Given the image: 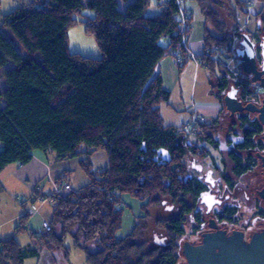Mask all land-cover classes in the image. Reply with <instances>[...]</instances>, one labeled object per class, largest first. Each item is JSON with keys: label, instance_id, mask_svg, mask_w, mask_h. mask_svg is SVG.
I'll list each match as a JSON object with an SVG mask.
<instances>
[{"label": "trees", "instance_id": "1", "mask_svg": "<svg viewBox=\"0 0 264 264\" xmlns=\"http://www.w3.org/2000/svg\"><path fill=\"white\" fill-rule=\"evenodd\" d=\"M185 1L20 0L19 7L3 17L0 69L8 62L11 68L2 71L6 88L0 90V172L12 164H28L38 151L54 154L59 162L78 159L89 182L43 198L54 204L49 232L27 229L25 214L15 232L29 233L37 248L14 238L0 240V264H23L38 257L40 248L56 262L69 264L67 238L84 253L85 264L177 263L173 250L144 253L138 240L146 228L147 207L157 204L155 195H197L199 186L188 177L183 160L193 147L184 140L192 133L210 144L206 133L216 121L197 120L193 130H186L184 125H164L159 113L160 104L169 105L159 62L170 57L180 69L192 59L181 44L184 39L187 45L191 31ZM190 1L198 8L204 30V46L195 59L219 95L228 82L215 55L218 50L232 52L235 30L227 32L218 11L226 10L236 24L238 15H248V5L241 0ZM120 2L125 3L123 9L118 8ZM151 2L157 10L147 15ZM84 11L93 15L85 17ZM180 11L187 18L183 31L177 19ZM258 14L264 18V7ZM76 24L93 37L98 59L70 53L68 30ZM174 53L180 56L178 63ZM241 121L249 126L242 130L237 148H252V132L256 135L263 128L257 119ZM100 149L106 152L107 167L94 172L87 158ZM238 165L236 175L244 171ZM64 177L56 183L67 185ZM126 209L135 211L132 226L119 238Z\"/></svg>", "mask_w": 264, "mask_h": 264}, {"label": "rangeland", "instance_id": "2", "mask_svg": "<svg viewBox=\"0 0 264 264\" xmlns=\"http://www.w3.org/2000/svg\"><path fill=\"white\" fill-rule=\"evenodd\" d=\"M242 1V0H241ZM253 6L251 8L248 6V14L247 16H244L242 14L237 16V19H235L236 24L232 23L233 21L229 18L228 13L226 10L218 11V15L220 16V20H223L226 27L227 32L230 30H235L233 34H235L237 31L240 32V29L248 28L249 30H252L254 27L253 25V19H259L261 18L258 16L257 13L259 10L263 11L264 2L260 0H253ZM250 2V3H252ZM246 3V2H245ZM249 1L247 2V4ZM20 0H0V27L3 21V17L7 15L9 12L13 11L15 8L19 7ZM125 6V3L120 2L118 5L119 9H123ZM184 8L187 9L191 15H192V23L196 21L202 20L201 16L198 13V9L196 5L191 2L190 0H186L184 4ZM261 8V9H260ZM157 8L153 5V2L149 5V7L146 9L147 15H153L154 12H156ZM259 11V12H260ZM83 15L85 17H91L93 14L90 11H84ZM258 22V20H256ZM260 21V19H259ZM0 30L6 34L5 28H0ZM234 39V38H233ZM160 44L164 45L165 41L161 40ZM187 46V45H186ZM68 49L70 53H77L84 57L89 58H95L98 59L100 57L99 50L96 46V43L93 39V37L88 36L84 32V27L82 24H76L73 27H71L68 30ZM232 52H225L222 53L220 50L216 51L215 58H218V60L221 62L220 69L225 72V75L227 77L228 87L233 85L234 81H237L241 74V70L239 69V65L237 62V57L234 54V47L233 44L231 45ZM193 56V55H192ZM38 59H40V56H37ZM195 58V56H194ZM11 68V63H6L1 69H0V90L3 91L6 88V84L4 81V78L2 76V71L5 69ZM214 81L212 80L213 84ZM240 84L237 81V85ZM166 87L171 89V94L169 96L168 103L170 106H167L165 103H162L159 105V111L160 116L162 119V122L164 125H173V126H180L184 125L186 127V124L189 122H193V119H196L193 115L196 111L203 115L207 120H210L211 118L209 116H206L202 112V105H200L204 101H212L213 100V93L217 92L216 89H211L212 86H210L209 83V75L208 72H206L201 67H195L194 63L192 61H189L184 69H182L181 77L179 79V83L176 84L175 87H172L171 84H169V81L166 83ZM228 89V88H227ZM227 91V90H226ZM225 93V92H224ZM224 93H220L219 96L223 97ZM219 115L216 118V121L213 125V128L210 129V132H207L206 134L209 135L212 139L218 140L219 143L215 142L219 147H221L225 152H227L236 142V138L229 134V138L231 140V145H229V141L226 143V147L224 145V138L226 135V132H237L240 134L244 128H247L249 125L247 123H243L241 120L244 119L243 117H246L245 119L248 121H251L253 119H257L255 115L253 114H242L243 117H240V115L230 118L227 117V111L225 110L223 104L220 107ZM204 121V119H203ZM197 122V120H196ZM194 126L196 123H192ZM191 128V127H190ZM193 130V126L191 128ZM182 141V140H180ZM186 143L192 144L193 146H205L207 150H209V154L211 156H214V160H216V163L219 164V156L221 157L222 154L214 151V148H212L206 141L203 139V137L194 136L191 133V137L189 139H185ZM229 145V146H227ZM1 147V145H0ZM41 153V152H40ZM43 154V153H42ZM162 157L166 158V154L164 152H161ZM46 158H49L50 160H46L51 164H54L53 162H59L54 154L47 153L44 154ZM202 156L197 154L196 156H193L190 154V152H186V155L184 157V164L186 166V170L188 173V176L197 177L198 174L193 165H199L201 167V173L210 170L211 164L207 157V154L205 153L203 157L204 160L201 159ZM223 157V156H222ZM47 162V164H49ZM50 164V165H51ZM59 166L64 168L66 171L64 173V180L66 181L67 185L70 186L71 190H77L81 187H84L88 181L89 178L86 176L85 172L80 168L79 166V160L78 159H67L64 161H60L58 163ZM87 165H89V168L94 172H100L103 169L107 167V158H106V152L105 150H98L90 154L87 158ZM19 166V165H18ZM10 168V167H9ZM9 169H6L4 171L3 175L8 171ZM261 168L259 164H256L253 171L248 175V189L256 187L259 188L261 185H263V178L260 174ZM257 173L260 177L258 179L257 176H252V174ZM44 175V174H43ZM252 176V177H251ZM5 177V176H4ZM49 177V176H48ZM47 178H40L37 181L30 183L28 186L22 188L23 190L19 191L18 193L14 194V198L16 201L23 202L24 208L27 209V207H30V199H31V192L34 189L35 186L40 189V192L42 193H49L51 190V183L49 179ZM258 180V182H257ZM29 183V182H28ZM58 185V184H57ZM8 188H12V184L9 183ZM250 190V189H249ZM7 191V190H6ZM6 193H1L0 195V221L3 219H8L10 216L14 213V208L11 207L10 202H4L6 198ZM55 194V193H53ZM3 197V199H2ZM157 204L150 205L147 207V211L145 212L146 218H145V224L146 228L142 234V237L138 240L139 243L143 244V252H148L149 250H152V243H151V236L153 232H159L161 230V219L164 218L166 215H168L159 205V201L163 199L162 196H157ZM6 203V204H5ZM14 206V205H13ZM16 206V205H15ZM47 204L40 208L33 207V210H35V214H38L40 217L39 219H36L37 215H34L33 217V227L38 226L41 222V218H45L48 221L50 220V214L47 211L48 210ZM45 212V213H44ZM133 213H135L134 210L132 212L128 209L124 211L123 215V221H122V228L118 232L117 236L119 238L124 237L131 229L132 226V220H133ZM39 221V222H36ZM27 226V224H26ZM11 235V225H5L0 229V237L1 239H7ZM29 233L22 232L18 237H15L17 241L20 243L26 242V244H21L23 246H30L33 248H37V243L33 241L32 239H29ZM65 246L68 248L69 254H68V260L69 264H85V255L82 251L74 249L72 246V241L70 238H67L65 241ZM23 264H60L59 262H56L54 260V257L52 254L44 249L39 250V256L36 258H27L24 260ZM177 264H184L183 259H179Z\"/></svg>", "mask_w": 264, "mask_h": 264}, {"label": "flooded vegetation", "instance_id": "3", "mask_svg": "<svg viewBox=\"0 0 264 264\" xmlns=\"http://www.w3.org/2000/svg\"><path fill=\"white\" fill-rule=\"evenodd\" d=\"M260 19V21H259ZM253 19V29L248 28L240 29V32L235 33L233 39L234 51L241 49L240 41L241 35L246 34L249 40L254 44L255 52V65L256 71L260 72L262 68V59L260 56V44L264 42V18ZM258 20V22L256 21ZM239 65V59L237 58ZM240 69V65H239ZM241 70V69H240ZM252 74H241L233 85L229 86L228 92L231 88L234 89V96L241 106L250 103L259 108L264 101V90L261 85V80L264 75H260L255 81H252ZM223 104V103H222ZM224 106V105H223ZM225 108V107H224ZM226 110V109H225ZM242 114H253L257 118L256 113L247 111L236 112L233 115L227 111L230 118L238 115L243 117ZM244 119L246 117H243ZM258 120V119H257ZM263 128V127H262ZM243 133L240 132H226L224 138V145L231 140L229 134L236 138L235 144L225 152L219 145L218 140L212 139L209 135V145L214 148L219 156V164L214 160V156L209 154V150L202 146H193L190 152L193 156L199 154L202 160L205 158L203 155L206 153L212 169L206 170L201 173L199 165H193L198 174L197 177L188 176L194 179L199 186V191L196 196L188 194L186 197L179 196L173 198L171 196H164L159 201L161 208L168 214L161 219V230L153 232L151 236V243L154 250H173L176 253V261L185 259L182 255V246L185 243L196 246L201 243L202 235L205 233L224 231L226 235L231 234L233 231L241 232L243 240L248 242L254 233H259L264 230V201L260 198L258 192L264 188L261 185L259 188L248 189V175L253 171L256 164L261 168V177L264 179V167L261 166L259 156H264V130L258 132L256 135L252 132L251 142L252 148L238 149V144L243 139ZM195 136V135H194ZM227 145V146H229ZM209 152V153H208ZM234 158V159H232ZM205 161V160H204ZM244 168L240 175L234 173L235 165ZM264 181V180H263ZM205 196L210 203L209 207L200 203V199ZM212 221L214 229L209 228V222ZM177 264V263H176Z\"/></svg>", "mask_w": 264, "mask_h": 264}, {"label": "crops", "instance_id": "4", "mask_svg": "<svg viewBox=\"0 0 264 264\" xmlns=\"http://www.w3.org/2000/svg\"><path fill=\"white\" fill-rule=\"evenodd\" d=\"M242 1H244L246 3L249 1V3L247 5L250 8H251V6H253V2H252L253 0H242ZM250 2H252V3H250ZM248 10H249V8L247 9V11ZM259 11L257 13H259ZM187 12L189 13V15L191 17V23H190L191 31L189 33V37L187 40V48H188L191 56L192 55L193 56H192V59H190L186 62V64L189 61H192L196 68L201 67L202 69H204L198 63V61L194 58V56L196 57L197 55H199L201 53V50L204 46L203 21L198 20V21L192 23V15L188 10H187ZM155 13L156 12H154L153 14H155ZM186 64L182 68L179 69L175 65L173 59L170 57H165L159 62L158 73H159L161 80H162L163 89L169 93V96L171 94V91H170L171 89L170 88L168 89L166 87L167 81H169V84H171L172 87H175L176 84L179 83V79L181 77L182 69H184ZM204 70L207 72L206 69H204ZM209 83H210V86L214 85V83L211 84L212 81L210 79H209ZM212 93H213V95H212L213 100L208 101V102L204 101L200 105H202V112L204 114H206V116H209L211 118L210 120H215L217 118V116L219 115L218 113L220 112L221 103L219 102V99H218V97H219L218 93L214 92V91H212ZM167 106H170V104ZM159 113H160V111H159ZM193 116L196 117V119L199 122L203 121V119L207 120L203 115L198 113V111H196ZM46 160L49 161L50 159L46 158V156L44 154H42L38 151L33 152L32 153V159L28 164L23 165V166H18L16 164H12V165L7 166L6 168H4L0 172V195H1V193H6L5 194L6 198H5L4 202H10V204L14 205V206L11 205V207L12 208L15 207L14 213L12 216H10V218H8V219L6 218V219H3L2 221H0V229L7 224L11 225V235L8 238H14L17 241V239L15 237H18V235H20L23 231L16 233L15 228L18 226L19 220L25 214H28V217L26 219L27 229H29L30 231H32L34 233L40 232L42 222H48V220L45 218L44 219L41 218V220H40L41 223L38 226L33 227L32 221H33V218L35 217L34 215H37L36 219L40 218L38 216V214H35L36 209L33 210V207H35V205H37V207H36L37 209L44 206L45 204L49 205L48 210H44V211L45 212L47 211V213L49 212L50 217H51V213L54 209V204L50 199H43V198H49V196L53 193L54 187L58 184V183H56L57 180L60 179L62 176H64V173L66 170L58 165L59 162L54 161L53 162L54 164H51ZM47 162L49 164H47ZM6 169H9V170L4 174V176H5L4 177L2 175H3L4 171H6ZM47 177H48V179L51 183V186H52L49 193H47V194L42 193V192H40V189H38V187L35 186L31 192V195H30L31 196L30 207L29 208L27 207V209L24 208L23 202L18 203L16 201V199L14 198V196H15L14 194L23 190L22 188L25 189V187L28 186L30 183L32 184V182L37 181L40 178L42 179V178H47ZM64 178L62 179V181L66 182L64 180ZM9 183L12 184V188H8ZM69 188H70V186H69ZM70 190H71V188H70ZM2 199H3V197H2ZM41 199H42V201H40ZM36 222H39V221H36ZM29 236H30L29 237L30 240L32 239L33 241H35V239H33V237L30 234H29ZM0 240H4V239H1V237H0ZM19 244H26V242L25 241L22 243L20 242Z\"/></svg>", "mask_w": 264, "mask_h": 264}, {"label": "water", "instance_id": "5", "mask_svg": "<svg viewBox=\"0 0 264 264\" xmlns=\"http://www.w3.org/2000/svg\"><path fill=\"white\" fill-rule=\"evenodd\" d=\"M239 44L241 49H236L234 54L239 59L240 69L245 74H252V81H255L260 75H264V42L260 44V56L262 59L260 72L256 71L254 44L246 34L241 35ZM263 81L264 78L261 80V84ZM261 86L264 90V85ZM234 92V89L231 88L228 92H225L222 98L226 111L230 115L241 111L256 113L258 122L264 130V101H262V105L259 108L250 103L241 106L240 102L236 100ZM262 138L264 140V135ZM259 158L261 166L264 167V156H259ZM259 175L257 173L252 174V176L257 177ZM258 194L264 201V188ZM200 203L205 204L207 207L210 205L205 196L200 199ZM208 226L210 229L215 227L212 221L209 222ZM182 255L185 259V264H264V230L254 233L248 242L243 240L242 233L238 231H233L229 235H226L224 231L218 230L205 233L202 235L199 245L193 246L185 243L182 246Z\"/></svg>", "mask_w": 264, "mask_h": 264}, {"label": "built area", "instance_id": "6", "mask_svg": "<svg viewBox=\"0 0 264 264\" xmlns=\"http://www.w3.org/2000/svg\"><path fill=\"white\" fill-rule=\"evenodd\" d=\"M177 19H178V21H180L181 28H182V31H183L186 28V24H187L186 19L187 18L185 17V15H184V13L182 11L179 12V15L177 16ZM181 44L183 45L184 48L187 47L186 46V42H185L184 39L181 40ZM174 60H175L176 63H178L180 61V56L178 54L174 53ZM196 120L197 119H193L192 123H194V122L196 123ZM192 123L191 122L187 123L185 129L186 130H189V129L191 130L192 126L194 125ZM68 190H69L68 185H66L65 183L62 182V183H60V184H58V185H56L54 187L53 193L57 194V193H61V192L68 191ZM40 201H42V200H40ZM49 231H50V225L48 224V222H42L41 230H40L39 233L44 234V233L49 232Z\"/></svg>", "mask_w": 264, "mask_h": 264}]
</instances>
